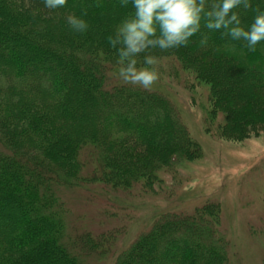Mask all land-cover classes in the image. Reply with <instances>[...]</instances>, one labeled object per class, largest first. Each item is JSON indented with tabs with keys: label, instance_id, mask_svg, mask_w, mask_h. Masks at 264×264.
<instances>
[{
	"label": "trees",
	"instance_id": "obj_1",
	"mask_svg": "<svg viewBox=\"0 0 264 264\" xmlns=\"http://www.w3.org/2000/svg\"><path fill=\"white\" fill-rule=\"evenodd\" d=\"M129 11L119 0H67L54 11L42 0H0V264H87L96 251L88 235L68 241L58 189L78 177L68 170L82 145L98 148L113 187L149 186L155 171L201 152L165 96L112 83L119 66L107 37ZM70 13L87 21L86 33L69 29ZM242 16L247 23L252 13ZM208 35L206 48L195 36L153 54L207 86V132L216 122L222 139L264 135V43L249 51ZM220 221L216 204L158 218L115 264H228Z\"/></svg>",
	"mask_w": 264,
	"mask_h": 264
},
{
	"label": "rangeland",
	"instance_id": "obj_2",
	"mask_svg": "<svg viewBox=\"0 0 264 264\" xmlns=\"http://www.w3.org/2000/svg\"><path fill=\"white\" fill-rule=\"evenodd\" d=\"M180 65L174 58L158 60L160 75L150 92L171 102L201 152L155 171L149 186L142 181L113 187L103 182L101 156L90 142L79 149L80 165L68 170L78 172L74 184L58 187L68 241L78 244L88 235L96 249L85 258L87 264H115L158 218L189 216L205 204L219 206L228 264H264V135L244 142L222 139L214 133L216 122L207 132L206 118H211L202 106L208 88ZM111 81L126 85L115 74Z\"/></svg>",
	"mask_w": 264,
	"mask_h": 264
},
{
	"label": "clouds",
	"instance_id": "obj_3",
	"mask_svg": "<svg viewBox=\"0 0 264 264\" xmlns=\"http://www.w3.org/2000/svg\"><path fill=\"white\" fill-rule=\"evenodd\" d=\"M50 11L64 8L67 0H42ZM131 11L120 20L107 37L116 52L119 66L115 76L126 85L150 91L159 79L154 51L188 47L199 36V46L209 45L211 32H218L226 42L256 51L264 43V8L254 7V0H119ZM251 11L249 22L242 13ZM66 23L73 32L84 34L86 20L70 13Z\"/></svg>",
	"mask_w": 264,
	"mask_h": 264
}]
</instances>
